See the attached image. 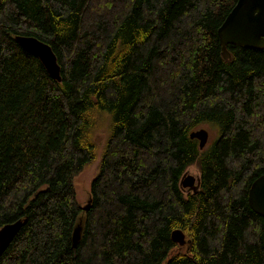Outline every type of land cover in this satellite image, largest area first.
I'll list each match as a JSON object with an SVG mask.
<instances>
[{"label": "trees", "instance_id": "obj_1", "mask_svg": "<svg viewBox=\"0 0 264 264\" xmlns=\"http://www.w3.org/2000/svg\"><path fill=\"white\" fill-rule=\"evenodd\" d=\"M235 1L1 0L0 227L23 223L0 264H264L247 200L264 172V47L221 54ZM15 34L51 45L61 81ZM106 115L85 210L73 178ZM203 124L207 148L189 135ZM194 162L199 189L185 192Z\"/></svg>", "mask_w": 264, "mask_h": 264}, {"label": "water", "instance_id": "obj_2", "mask_svg": "<svg viewBox=\"0 0 264 264\" xmlns=\"http://www.w3.org/2000/svg\"><path fill=\"white\" fill-rule=\"evenodd\" d=\"M216 32L221 54L226 58L230 56L227 44L251 48L264 47V0H236L218 25ZM14 38L24 50L40 59L52 78L61 81L60 64L57 61L56 53L48 42L32 34H15ZM189 135L196 138L199 147L203 148L208 141L209 132L208 129L200 126L191 130ZM179 182L181 187H187L192 192L199 189V176L186 170L182 173ZM247 200L255 212L264 216V172L251 181L247 191ZM89 204L90 199L82 206L83 209H88ZM22 223L23 219L18 218L6 222L0 227V255L10 244ZM80 234L81 224L78 223L72 231V246H76ZM171 237L180 245L185 244L188 240L185 233L179 228L171 231Z\"/></svg>", "mask_w": 264, "mask_h": 264}, {"label": "rangeland", "instance_id": "obj_3", "mask_svg": "<svg viewBox=\"0 0 264 264\" xmlns=\"http://www.w3.org/2000/svg\"><path fill=\"white\" fill-rule=\"evenodd\" d=\"M103 121H100L98 127L96 128V131L94 133V138L97 143V151H96V157L90 161L89 163L85 164L84 167L80 172H78L73 180H74V186H75V191H76V198L78 202L83 206L87 203V200L90 199V184L91 180L93 177L97 174L99 170V165H100V160H101V154L103 150V146L105 143V140L109 134V129H108V123H109V118L108 115L104 116ZM200 127V126H198ZM202 127H205L208 129L209 136H208V141L204 148H207L210 144V142L216 137L217 132L216 128L213 127L212 125L208 124H203ZM186 171L195 175L199 176L200 171L198 164L196 162L190 164L187 166ZM188 188L184 187V191L186 192ZM187 239V236H186ZM186 246L185 245H178L174 248V251H185Z\"/></svg>", "mask_w": 264, "mask_h": 264}, {"label": "flooded vegetation", "instance_id": "obj_4", "mask_svg": "<svg viewBox=\"0 0 264 264\" xmlns=\"http://www.w3.org/2000/svg\"><path fill=\"white\" fill-rule=\"evenodd\" d=\"M189 190V189H188Z\"/></svg>", "mask_w": 264, "mask_h": 264}]
</instances>
